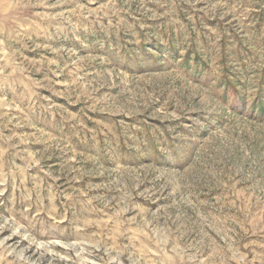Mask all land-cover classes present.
<instances>
[{
	"label": "rangeland",
	"instance_id": "obj_1",
	"mask_svg": "<svg viewBox=\"0 0 264 264\" xmlns=\"http://www.w3.org/2000/svg\"><path fill=\"white\" fill-rule=\"evenodd\" d=\"M0 264H264V0H0Z\"/></svg>",
	"mask_w": 264,
	"mask_h": 264
}]
</instances>
